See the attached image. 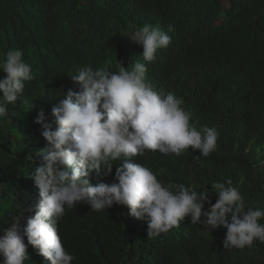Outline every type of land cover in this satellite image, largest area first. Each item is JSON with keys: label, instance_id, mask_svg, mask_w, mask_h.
<instances>
[{"label": "trees", "instance_id": "obj_1", "mask_svg": "<svg viewBox=\"0 0 264 264\" xmlns=\"http://www.w3.org/2000/svg\"><path fill=\"white\" fill-rule=\"evenodd\" d=\"M148 23L174 29L170 45L151 62L129 37ZM12 49L22 50L33 79L0 118V235L17 216L24 226L35 214L36 153L48 146L35 120L43 109L49 121L67 90H79L70 78L77 66L118 71L120 64L130 69L136 61L146 63L154 89L182 97L190 122L198 130L214 127L219 136L207 157L145 150L135 162L165 185L208 191L212 204L218 194L211 184L230 178L246 208H264V0H0V63ZM5 76L0 70V79ZM119 163L113 162L109 176L93 171L90 183L116 182ZM209 207L205 201L203 210ZM148 230L147 218L132 217L126 206L92 211L80 202L66 206L60 237L75 257L72 264H264L258 240L243 252L224 249L223 226L216 229L215 244L202 245L205 229L190 216L156 238H148ZM27 252L25 264H51L33 246Z\"/></svg>", "mask_w": 264, "mask_h": 264}, {"label": "clouds", "instance_id": "obj_2", "mask_svg": "<svg viewBox=\"0 0 264 264\" xmlns=\"http://www.w3.org/2000/svg\"><path fill=\"white\" fill-rule=\"evenodd\" d=\"M172 31V25L165 31L148 23L129 37L142 45L143 60L151 62L158 50L170 45L168 33ZM0 70L6 73L0 79L3 118L7 106L23 95L25 82L33 79V69L24 61L22 50L12 49ZM146 73V63L139 61L130 69L120 64L118 71H110L108 65L95 70L77 66L70 78L79 90H67L66 98L52 107L49 121L43 109L39 112L35 123L42 126V136L48 142L45 149L37 151L38 164L32 174L40 200L24 226L17 216L0 235L2 264H25L28 245L51 264H72L75 257L65 250L58 221L62 222L66 206L72 208L80 202H87L92 211L114 204L128 207L132 217L147 218L150 239L179 227L190 216L193 225L205 229L202 245L216 243L215 232L220 226L227 229L221 241L228 251L243 252L257 240L264 243V223H260L264 222V208H246L230 178L211 184L218 194L212 204L208 191L184 184L165 185L152 169L135 162L133 157L143 156L145 150L187 159L199 152L207 157L216 150L219 136L214 127L205 125L198 130L190 122L191 112L183 107V98L172 91L157 92ZM117 160L116 182L90 183L93 171L111 175ZM205 201L210 205L207 211L203 210Z\"/></svg>", "mask_w": 264, "mask_h": 264}, {"label": "rangeland", "instance_id": "obj_3", "mask_svg": "<svg viewBox=\"0 0 264 264\" xmlns=\"http://www.w3.org/2000/svg\"><path fill=\"white\" fill-rule=\"evenodd\" d=\"M15 131H16V133H18V134L21 133V130H20V129H17V130H15ZM61 225H62V222H59V221H58V230H60Z\"/></svg>", "mask_w": 264, "mask_h": 264}]
</instances>
